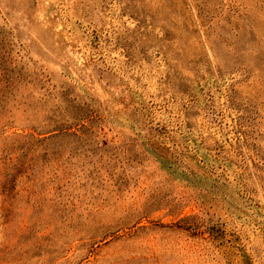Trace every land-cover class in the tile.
<instances>
[{
  "label": "rangeland",
  "instance_id": "1",
  "mask_svg": "<svg viewBox=\"0 0 264 264\" xmlns=\"http://www.w3.org/2000/svg\"><path fill=\"white\" fill-rule=\"evenodd\" d=\"M0 264H264V0H0Z\"/></svg>",
  "mask_w": 264,
  "mask_h": 264
},
{
  "label": "trees",
  "instance_id": "2",
  "mask_svg": "<svg viewBox=\"0 0 264 264\" xmlns=\"http://www.w3.org/2000/svg\"><path fill=\"white\" fill-rule=\"evenodd\" d=\"M160 160H162L160 157H159ZM161 162H164V160H162Z\"/></svg>",
  "mask_w": 264,
  "mask_h": 264
}]
</instances>
